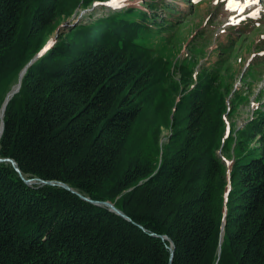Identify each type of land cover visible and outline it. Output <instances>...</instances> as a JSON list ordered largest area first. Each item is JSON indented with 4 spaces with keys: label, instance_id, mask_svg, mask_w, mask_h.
Masks as SVG:
<instances>
[{
    "label": "trees",
    "instance_id": "obj_1",
    "mask_svg": "<svg viewBox=\"0 0 264 264\" xmlns=\"http://www.w3.org/2000/svg\"><path fill=\"white\" fill-rule=\"evenodd\" d=\"M91 1L0 0L2 103L43 53L7 105L0 158L131 221L0 163V264H170V241L172 264H264V111L238 128L217 70L161 71L137 43L155 29L144 10L52 42Z\"/></svg>",
    "mask_w": 264,
    "mask_h": 264
},
{
    "label": "rangeland",
    "instance_id": "obj_2",
    "mask_svg": "<svg viewBox=\"0 0 264 264\" xmlns=\"http://www.w3.org/2000/svg\"><path fill=\"white\" fill-rule=\"evenodd\" d=\"M141 10L148 15L149 23L137 14ZM77 12L62 20L52 42L57 41L63 28L95 24L111 15H117L120 21H143L157 30L141 36L137 43L155 51V57L168 67H160L161 71L167 70L171 79L180 82L181 70L187 65L195 82L198 76L206 77L211 69L217 70L222 78L218 87L226 92L227 107L231 100L241 103L238 115L231 119L238 128L257 110L264 111V0H127L124 7L109 6V0H92L90 6ZM236 91L246 99H232ZM3 104L0 100V115ZM170 133L163 128V142Z\"/></svg>",
    "mask_w": 264,
    "mask_h": 264
},
{
    "label": "water",
    "instance_id": "obj_3",
    "mask_svg": "<svg viewBox=\"0 0 264 264\" xmlns=\"http://www.w3.org/2000/svg\"><path fill=\"white\" fill-rule=\"evenodd\" d=\"M40 55H41V54H40ZM40 55H39V56H40ZM39 56H38V57H39ZM38 57H36L34 60H32V62H31V63H30V64H29V65L23 70V72L21 73V75H20V80H19V83H18V89L13 93V96L19 92V90H20V88H21V84H22V79H23L24 75L26 74L27 69H28L30 66H32V64L37 60ZM9 94H10V93H9ZM13 96H12V97H13ZM10 100H11V98H10ZM10 100H8V99L5 100V102H4L3 106H2V109H1V113L3 112V114H5V111H6L7 105H8V103H9ZM3 116H4V115H2V116L0 115V119H1L0 127H1V129H2V134H3V131H4V117H3ZM5 162H6V163H10V164L14 167V169L20 174V176L24 179V181H25L28 185H33V184L38 183V184H41V185L59 186V187L64 188V189H66V190H68V191H71V192L74 193V194L79 195V196H80L83 200H85L86 202H89V203H91V204L98 205V206H101V207H106V208H108L111 212H113V213H115V214L121 216L122 218H124V219H126V220H128V221H131V219H130L125 213H123L122 211H120V210H119L117 207H115V205L112 204L111 202H97V201H93V200H91L90 198H87V197L81 195L80 193H78L77 191L73 190L71 187H69L68 185H66V184H64V183H60V182H46V181H43V180H41V179H25V178L22 176V173H21V171H20V169H19L17 163H16L14 160H12V159H2V158H0V163H5ZM225 225H226V222L224 221V222H223V225H222V235H223V233H224V227H225ZM161 238H162L163 241H170V239H169L168 237H166V236H163V237H161ZM169 250H170V252H171L170 264H172L173 259H174V255H175V245H174V243H173L172 241H170V247H169Z\"/></svg>",
    "mask_w": 264,
    "mask_h": 264
},
{
    "label": "snow or ice",
    "instance_id": "obj_4",
    "mask_svg": "<svg viewBox=\"0 0 264 264\" xmlns=\"http://www.w3.org/2000/svg\"><path fill=\"white\" fill-rule=\"evenodd\" d=\"M127 0H109V6L112 7H124ZM198 2V0H197ZM252 3H259V0H252ZM258 15V13L256 14ZM43 53H41L42 55Z\"/></svg>",
    "mask_w": 264,
    "mask_h": 264
},
{
    "label": "bare ground",
    "instance_id": "obj_5",
    "mask_svg": "<svg viewBox=\"0 0 264 264\" xmlns=\"http://www.w3.org/2000/svg\"><path fill=\"white\" fill-rule=\"evenodd\" d=\"M18 89V84L11 90L10 94L7 95L6 99L5 100H10V98H12L13 96V93ZM4 115L3 112L1 113V116ZM4 117V116H3ZM2 137V129L0 127V139Z\"/></svg>",
    "mask_w": 264,
    "mask_h": 264
}]
</instances>
